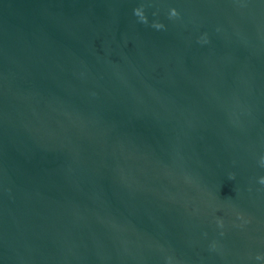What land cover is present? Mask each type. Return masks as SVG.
Here are the masks:
<instances>
[{"label": "water", "instance_id": "95a60500", "mask_svg": "<svg viewBox=\"0 0 264 264\" xmlns=\"http://www.w3.org/2000/svg\"><path fill=\"white\" fill-rule=\"evenodd\" d=\"M0 264H264V0H0Z\"/></svg>", "mask_w": 264, "mask_h": 264}]
</instances>
